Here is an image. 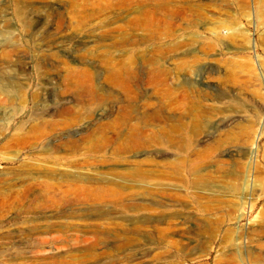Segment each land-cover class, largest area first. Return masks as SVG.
Wrapping results in <instances>:
<instances>
[{
  "label": "rangeland",
  "instance_id": "obj_1",
  "mask_svg": "<svg viewBox=\"0 0 264 264\" xmlns=\"http://www.w3.org/2000/svg\"><path fill=\"white\" fill-rule=\"evenodd\" d=\"M0 68V264H264V0H0ZM89 89L102 102L55 98L83 115L72 132L135 124L151 144L75 154L39 138L62 117L30 92ZM174 126L180 142L157 143ZM76 171L79 202L47 184Z\"/></svg>",
  "mask_w": 264,
  "mask_h": 264
},
{
  "label": "bare ground",
  "instance_id": "obj_2",
  "mask_svg": "<svg viewBox=\"0 0 264 264\" xmlns=\"http://www.w3.org/2000/svg\"><path fill=\"white\" fill-rule=\"evenodd\" d=\"M16 54V50H10L5 54V57L8 61H12V57L13 55ZM19 67L18 69L9 66L4 67L5 70H7L8 73H12L14 76L16 75L15 73L19 74V70L24 68L23 63L20 61L19 63ZM10 67V69H9ZM0 70L3 71V68H0ZM1 73V72H0ZM4 73V72H3ZM78 78H76V84L78 85V87L80 89L82 88H92L91 86H87V84H89L92 80V77L90 74H88L87 71L83 70V71H78ZM14 79V77H9V81L12 82V80ZM57 93H54V91H44V92H40V91H32L29 94L28 97V102L32 105V108H37L39 106H42L44 113L46 112V114H52V112L54 113V115H59L62 118L60 120H48L45 122V124L47 126L50 127L49 131H46L44 129H40L43 127V125H39V138H49V137H55L56 138V144L59 143L57 145V147L59 148H66L68 147L69 149H71L72 151L75 152V154H78L80 151L83 150H88L89 152H101L106 146L112 144V143H116L117 147L116 149H114V152L116 155L119 154H125V153H134L137 151H140L146 147L149 146V144H151V141H148L144 138L147 137L145 131V127H142V129H140L138 127V125L135 124H129L126 131H124V133L118 132L115 134V137L113 138H105L103 136H98L94 135V133L96 131H98V133L100 132H108L111 128V125L108 123H104V124H98L95 123L93 124V126H88L86 129L82 130V131H78V132H72L71 129L74 127V125L78 124V122L80 123L83 115L78 113L75 116L74 114V110L70 107L67 106L66 101H56L55 98L57 97L58 92L60 93H73L75 95V97L77 98L78 102L80 103H84L86 101H95L98 100V102H102V98H101V93L100 91H93L92 89H89L88 91H56ZM0 94H4L7 96H10L11 91H0ZM132 94L131 91L127 92V97L128 99L131 101L130 99V95ZM144 93H139L138 91L134 92V98H132L133 101H137L138 98L143 97ZM54 99V100H51ZM5 100L0 98V104L2 102H4ZM6 102H8L9 104H13L14 100L8 99ZM21 103H26L25 100H22ZM55 104L57 109H53L52 105ZM82 115V117H80ZM157 115V114H156ZM11 116V113L8 112V115L6 112H2L0 113V125L5 124L6 120L9 119V117ZM158 120V118H155ZM144 122V121H143ZM146 126V125H145ZM174 137L171 131H169L168 133H164V132H159V133H155V138L157 143L159 142L160 144H170V145H177L180 141L177 140L175 138L176 134H179V130L174 126ZM55 144V146H56ZM186 147V146H185ZM159 148V147H158ZM178 149H181L178 148ZM54 150V149H52ZM158 150V149H157ZM161 153L160 151L158 152V154ZM81 156H77V159L75 158L72 161V165L76 166V168H81V162H84V159H79V157H82L83 154H80ZM56 159V158H54ZM71 162V160H69V163ZM103 163L106 162L105 160H97V159H93L92 161L87 162L88 165L90 166H96V163ZM83 163V165H84ZM185 166V165H182ZM193 168V167H192ZM57 170V169H56ZM63 174H67L66 171H64ZM84 173L80 172V171H76L74 177L76 178L75 181L73 182H66V183H58V182H47L48 185H54V186H61V187H70L74 186L75 188H73L74 190L77 191V202H79L81 200L80 198V194L81 192L84 190V181H85V177L83 176ZM199 177V176H198ZM130 178H132L133 180L136 181L137 178L138 181L142 182L144 181V179L141 176V173L139 172H135V173H131L130 174ZM192 181V180H191ZM199 181V180H198ZM198 181H194V182H188V186L190 187V189H199V183ZM145 182V181H144ZM161 192L168 190L167 188H161L160 189ZM239 187H235L233 188L234 192H238ZM242 190H244L242 188ZM169 191V190H168ZM233 192V193H234ZM163 193V192H162ZM193 194V193H192ZM176 196H179L176 195ZM175 196V197H176ZM183 196V195H182ZM180 197V196H179ZM178 197V198H179ZM185 197V196H183ZM189 196H187L188 198ZM199 196H197L198 198ZM177 198V197H176ZM193 198V197H192ZM181 199V198H180ZM183 199V198H182ZM191 199V198H190ZM61 201V200H60Z\"/></svg>",
  "mask_w": 264,
  "mask_h": 264
}]
</instances>
